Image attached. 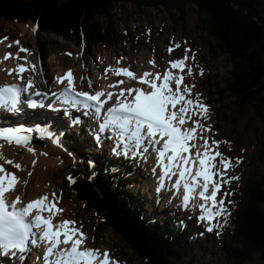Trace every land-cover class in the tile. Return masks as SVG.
Wrapping results in <instances>:
<instances>
[{
	"label": "trees",
	"instance_id": "16d2710c",
	"mask_svg": "<svg viewBox=\"0 0 264 264\" xmlns=\"http://www.w3.org/2000/svg\"><path fill=\"white\" fill-rule=\"evenodd\" d=\"M128 10L142 17L162 11L174 27L192 29L213 56L226 58L231 68L219 99H229L232 122L245 123L255 135L258 148L250 161L264 167V0H0V21L37 23L39 35L91 50L122 40L118 24ZM252 172L244 205L233 221L237 243H221L224 264H264V172ZM74 177L77 200L86 212L105 220V228L138 264H197V251L186 233L135 211L122 194L124 184L115 187L109 170H98L92 178L86 167L85 173L74 171Z\"/></svg>",
	"mask_w": 264,
	"mask_h": 264
},
{
	"label": "rangeland",
	"instance_id": "374dc122",
	"mask_svg": "<svg viewBox=\"0 0 264 264\" xmlns=\"http://www.w3.org/2000/svg\"><path fill=\"white\" fill-rule=\"evenodd\" d=\"M118 12L121 14V11ZM190 25L193 26L194 21ZM118 30L124 34L121 41L116 42L112 46L103 44L96 46L95 49L88 50L83 45L67 42L51 34L39 35L34 28L29 27L28 29L26 26L0 21V38L5 36L10 39L7 42L15 44L13 49L16 48L20 51L23 48L34 59L41 58L42 65L44 64V69L50 76L59 69L67 67L75 68L80 76H85L86 73L90 74L91 71L104 74V68L108 64L118 61L131 65L135 69L142 66V68L148 67L150 66V61H154L167 69L169 61L179 60L187 55L189 59L186 63L192 69V74L187 75L186 67L183 72L184 82L190 87L194 85L192 95L188 98L199 99L204 105L207 106L208 104L210 106L209 116L207 115V118H202V121H200L211 129V131H206L205 137L208 138L210 144L213 140L220 141L218 150L225 158H230L229 160L232 162V167L227 172L225 179L238 177V179H231L228 183L223 184L219 193L220 199L225 202L226 212L231 211V215L216 224V229L219 225L220 236H217L216 229L210 234H202L201 227L188 221L187 217L177 213L174 214L157 200L155 202L151 201L149 174L144 168L140 167L137 169L133 166V168L131 166L121 169L117 168V162L119 161L109 156L106 152L93 150L92 145L89 142L84 143L82 138H79L76 144V141H74L75 137L72 135L73 140L71 138L66 140V142L64 140L60 150V148H54L47 137L42 138L41 136L30 134L27 136L25 143L34 147L32 141L35 137H38L45 140L46 148L36 147L37 150L41 149L39 153L37 152L36 155L26 154L25 149L13 148L14 142L9 151L16 156V158H13L15 161H21L19 163L21 166L20 171L24 172V177L30 180L29 183L32 185L31 192L38 195L41 191L50 195L55 193L56 200L60 203L64 213L79 222L86 236L89 237V244L101 247L109 252L114 260H121L123 264H138L131 253L127 252V248L122 246L117 236L111 230L102 228V220L98 221L95 213L88 214L84 212V206L75 197L74 191L71 189L73 182L69 180L70 170L81 167L84 160L92 162L93 167L102 163L109 166L118 176H127L126 184L127 190H129V199L150 220L155 223L159 221L166 223L170 220L178 228L179 226H188L190 233L197 240L193 241V248L197 251V264H224L221 250L223 245H221V242L224 241L227 246L236 244L237 234L232 223L226 224L223 221L234 215L244 205L243 200L245 197L241 192L244 187L249 186V173L251 172L252 174V171L255 173L264 172L263 166L256 165L254 161H250L254 150L258 148L255 144V135L250 130L248 131V128L244 126L245 123L234 124L231 111L227 108L229 99H219L222 97L220 95L221 89L224 86L231 66L225 57L213 56V51L208 48L209 45L202 41L192 29L182 31L178 27H173L162 11H151L147 16L142 17L128 10L123 15L121 22H119ZM17 41L19 42L18 44L16 43ZM42 43H45L44 48H42ZM176 45H179V47H176ZM170 48L172 49L171 52H169ZM169 68L176 73V76L181 75L180 71L172 69L170 64ZM201 70L203 74H201ZM81 78L79 79V84L84 88H89L90 83L84 85ZM99 87H102L101 83ZM191 118L196 120L200 117L192 115ZM189 126L192 127L191 122H189ZM51 135L50 132L48 137ZM238 136L240 141L236 139ZM199 143L203 144V140L198 139ZM7 152L5 151L6 155ZM43 152L44 155H40ZM81 153L85 156H82ZM23 156L29 157L30 160H25ZM49 156L54 160V165L50 168L45 167L42 163ZM7 159L9 160V158ZM94 159L96 161H93ZM25 184H27V181ZM60 194L64 196L62 200L58 198ZM209 227L213 228L214 226ZM214 238L217 240L214 241ZM213 241V244L210 243ZM202 246H208V249L203 252ZM118 247L124 250V254L120 253L121 251L118 250Z\"/></svg>",
	"mask_w": 264,
	"mask_h": 264
},
{
	"label": "snow or ice",
	"instance_id": "6c2138e0",
	"mask_svg": "<svg viewBox=\"0 0 264 264\" xmlns=\"http://www.w3.org/2000/svg\"><path fill=\"white\" fill-rule=\"evenodd\" d=\"M20 51L26 52L27 50L21 48ZM171 51L170 48L169 52ZM11 57V53H6L4 58ZM188 59L189 57L185 55L182 59L170 61L171 68L178 69L181 73L177 77H174L171 71L163 75L145 72L137 77L128 68L110 69L115 75H125L139 84L148 85L151 91H145L142 88H121L116 103L108 109V117L100 126V130L104 131L110 126L113 127L124 146L125 155L128 154L130 146L139 148L145 140L160 145L157 149L158 157L164 168L161 179L163 180V177L170 173L175 174L172 169H177L179 179L176 180L175 187L178 189L183 181L184 206H188L191 196L196 193L197 189H200L198 195L204 201L199 205L203 213L200 219L211 222L215 217L222 216L226 212L223 199H217L222 185L238 177L225 179L232 167V162L218 150L219 141L213 140L210 144L208 138L203 135V132L211 131L210 127L202 124L200 119L192 120L189 115L191 113L207 118L208 108L199 99L188 98L192 95V87H194V85L190 87L183 84L185 78L183 72L186 67L187 75L192 74V69L186 64ZM150 63L154 65L155 62L150 61ZM25 70L24 66H19L20 73ZM201 74H203L202 70ZM65 80H67L68 88L64 94L73 93L74 104H82L84 108L100 109L103 107L105 103L101 100V97L105 96L103 91H96L94 94L85 91L77 92L71 70L64 77L59 78L60 83ZM124 82V80H119L110 87H118ZM28 87H32L31 81L28 82ZM18 92L19 89L15 85L0 88V105H4V94L10 93L12 94V105L15 107ZM107 96L108 99H112L113 93H107ZM189 122L192 123V127H184ZM20 132V129H0V139L7 140L9 144L15 142L20 145L27 141V137L20 136ZM196 139L203 140V144L199 147H202L204 151L198 150L195 159H192L190 150L197 145L190 142ZM2 147L0 145V148ZM28 150L32 151L31 148ZM165 158H167V163H164ZM0 159L17 169L21 167L4 157L2 152H0ZM196 160L199 161V167L193 173V168L189 165H195ZM0 173H5L0 175V250L14 249L23 253L27 250L30 238L35 235L38 236V240L31 239V243L44 242L48 245L44 257L46 264H119L111 258L107 251L101 254L98 249L81 250L80 246L85 239L84 234L79 229L69 227L75 222L62 221L59 225L52 224L53 210L62 211L56 208L55 193H52V201H49L48 196L45 195L26 205L22 204L19 196L15 200H9L6 194L15 191L18 177L14 173H6L2 164H0ZM71 179L69 177L70 181ZM6 182L7 186H5ZM160 187H164L163 183ZM33 210H38L35 215H33ZM43 212H48L49 215L45 217ZM33 229L38 232L34 233ZM207 231L211 232L213 228L208 227ZM60 245H70V247L60 249ZM52 255L57 256L56 261L48 262V257Z\"/></svg>",
	"mask_w": 264,
	"mask_h": 264
},
{
	"label": "bare ground",
	"instance_id": "6f19581e",
	"mask_svg": "<svg viewBox=\"0 0 264 264\" xmlns=\"http://www.w3.org/2000/svg\"><path fill=\"white\" fill-rule=\"evenodd\" d=\"M9 45H11V44H9L7 41H4L3 43H2V45H1V50H3V51H1V53H0V81H1V84H3L4 83V81L6 80V79H8L9 77H14L15 75L14 74H11V73H9V72H5V71H3V67L5 66V63H12V60H14V59H16V58H13V57H11V58H9V59H5L4 57H5V54H6V51H7V49L8 50H13V52H14V49H13V46H15L14 44H12L11 45V47L9 46ZM23 47V46H22ZM21 65V64H20ZM62 67V66H61ZM63 69H65V68H62V69H60L59 71H63ZM90 70V69H89ZM91 71V70H90ZM61 72H59V73H61ZM86 72V71H85ZM134 73V72H133ZM43 74H44V76L45 77H48V72H46V71H43ZM62 74V73H61ZM95 74V71H91L90 72V74H88V73H86L85 74V76L84 77H88L89 79L91 78L92 79V81H93V83L91 82L90 83V86H93L94 88H95V91H104V88H103V85H102V87H99L100 86V83H104V79L102 78V81L100 82L99 81V78L98 77H93V75ZM135 74V73H134ZM136 75V74H135ZM83 75H79V73L78 72H76V74H75V80H76V83H77V85H79L81 88H82V86L79 84V79L82 77ZM142 76V75H141ZM121 77H123L124 78V83L121 85V86H118V87H114L116 90H120L121 88H124V89H127V84L126 83H128V84H132L133 82H132V80L133 79H131V78H129V77H127V76H125V75H120V76H118V75H113L112 77H110L109 78V83L110 84H116L117 83V81H118V79L119 78H121ZM138 77V76H137ZM140 77V76H139ZM20 78H27V76L26 75H23V76H21V77H17V79L16 80H19ZM149 79H152L151 77H149ZM142 87H145V91H151V89L148 87V85H144V84H139L137 81H135V83L134 84H132V87L131 88H142ZM90 88V87H89ZM125 95H127V93L125 94ZM133 95H135V93H133ZM44 124V123H43ZM34 126V125H33ZM64 125H60L59 127H49V126H47L46 124H44L43 125V131H42V133H37V132H35L33 129H32V127H27L24 131H22L21 133H20V136H21V134H22V137H27L28 135H30V134H32V135H38V136H41L42 138H45V137H47V139L49 140V142H50V144L54 147V148H60V150L62 149V146H63V144H64V140L62 139V137H61V128L62 129H64V127H63ZM60 128V129H59ZM58 129H59V131H58ZM51 132V136H49L48 137V135H49V133ZM35 138H37V137H35ZM34 138V143H33V141H32V144L34 145V147L33 146H31V145H29L28 143H22V144H20V145H17L16 143L13 145V143L12 144H9L8 142H7V140H4L3 139V141H5V142H0V145H2L3 147L2 148H0V152H2V154H3V156L4 157H6V158H9V160H11V161H13L14 163H15V160L13 159V158H16V156H14V154L11 152V151H9V149H11L10 147L12 146L13 148H19V147H21V148H24L25 149V153L26 154H35L36 155V153L38 152H40V150H37V148L38 147H40V148H46V146L44 147V146H42L41 144H40V142H42L43 144H45V145H47L46 144V142H45V140H39V139H35ZM65 142H66V140H65ZM5 143H7V144H5ZM37 147V148H36ZM29 148H31L32 149V151H29L28 149ZM43 150H47V149H43ZM202 149H199V151L200 152H202L201 151ZM5 151H8L7 152V155H6V153H5ZM25 154V155H26ZM24 155V156H25ZM40 155H44V152L42 153V154H40ZM13 156V157H12ZM23 156V157H24ZM38 156V155H37ZM25 158V160H30V158L29 157H24ZM21 160V159H20ZM127 161H129L128 159H122V164L123 165H125V163L127 162ZM0 162L1 163H4L6 166L8 165V163H5L4 162V160L3 159H0ZM42 163H43V165L45 166V167H48V168H50L52 165H54V160H52V158H51V156H49L48 158H46L45 160H43L42 161ZM149 164V161H146V165H148ZM28 165V164H27ZM41 165V164H40ZM30 171V170H29ZM21 174H23V176H25V173H21ZM26 178V177H25ZM27 180V178L26 179H24L23 181H26ZM29 187H25V190H23V188H21V189H19L20 191V193L21 194H24V196H25V198L26 199H33V198H35V197H37V196H39L37 193H33V192H31V189H32V185L29 183ZM152 186H153V183H152ZM150 197H152V194L150 195ZM24 258H27L26 256L24 257ZM27 260V259H26ZM4 263H6V264H12V262L10 263L8 260H6ZM27 263H29V264H34L32 261H29L28 260V262ZM23 264V263H22Z\"/></svg>",
	"mask_w": 264,
	"mask_h": 264
}]
</instances>
